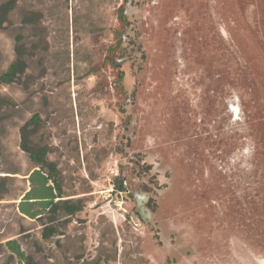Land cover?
Listing matches in <instances>:
<instances>
[{
  "label": "rangeland",
  "instance_id": "obj_1",
  "mask_svg": "<svg viewBox=\"0 0 264 264\" xmlns=\"http://www.w3.org/2000/svg\"><path fill=\"white\" fill-rule=\"evenodd\" d=\"M13 61L0 264L13 238L24 264H264V0H19L0 75ZM22 126L80 204L47 238L15 208Z\"/></svg>",
  "mask_w": 264,
  "mask_h": 264
},
{
  "label": "trees",
  "instance_id": "obj_2",
  "mask_svg": "<svg viewBox=\"0 0 264 264\" xmlns=\"http://www.w3.org/2000/svg\"><path fill=\"white\" fill-rule=\"evenodd\" d=\"M19 0H0V28H3L5 24L9 21V14L14 10L16 7V4ZM41 12L38 10H30L28 11L23 17L21 18V22L25 24H37L41 19ZM122 20L124 19V15H122ZM23 64L20 61H13L11 62L6 70L0 75V80H2L5 83H9L13 81L15 76L19 72H22ZM37 115L34 117H31L27 123L34 122L36 120ZM20 147L22 150L27 151L29 154V158L31 162L33 163L32 166H37L38 169H35L29 176L28 179L32 177L33 174L40 173L41 171L46 173L45 179L51 180L53 184V189H55V195L52 198L51 202L48 205V209L46 211V214L41 215L36 219L39 222V225H41L42 229L40 231V235L43 238H47L49 236L54 235L56 233L57 229L48 226V222H53L57 218H61L67 215H71L77 210L80 209V204L77 203L72 198H64L62 195L61 188L54 176L55 174V165L52 162H47L44 159V152L39 151H31L29 148L25 145V139H26V131L25 126L21 127L20 131ZM115 179H113V184L117 190H122L123 186L121 182H116ZM30 183L32 185V179L30 180ZM4 193L0 192V198L3 196ZM57 197L58 199L54 201L53 199ZM32 216L35 214L31 213ZM47 216V217H46ZM43 220V222H41ZM5 246L7 250H9L13 256H15L19 260V264H24V253L20 247V244L18 242V239H8L5 242Z\"/></svg>",
  "mask_w": 264,
  "mask_h": 264
},
{
  "label": "crops",
  "instance_id": "obj_3",
  "mask_svg": "<svg viewBox=\"0 0 264 264\" xmlns=\"http://www.w3.org/2000/svg\"><path fill=\"white\" fill-rule=\"evenodd\" d=\"M37 166H32L25 174H23L24 187L21 193L15 198V208L18 214L27 219L29 222L37 223L36 220L41 213L46 214L48 205L55 195V189L51 180H46V173L41 171L40 173L33 174L32 185L28 176L35 170ZM55 197L53 200L56 201ZM31 213L35 214L34 216ZM6 242V241H5ZM4 242V243H5ZM19 242V241H18ZM20 243V242H19Z\"/></svg>",
  "mask_w": 264,
  "mask_h": 264
}]
</instances>
